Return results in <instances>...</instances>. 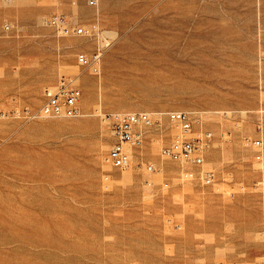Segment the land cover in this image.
Returning a JSON list of instances; mask_svg holds the SVG:
<instances>
[{"label":"rangeland","instance_id":"rangeland-1","mask_svg":"<svg viewBox=\"0 0 264 264\" xmlns=\"http://www.w3.org/2000/svg\"><path fill=\"white\" fill-rule=\"evenodd\" d=\"M104 37L95 73L77 54ZM62 74L82 115L0 118V264H264V0H0V108ZM174 109L213 132L201 167L161 153ZM127 111L159 122L119 168L104 113Z\"/></svg>","mask_w":264,"mask_h":264},{"label":"built area","instance_id":"built-area-1","mask_svg":"<svg viewBox=\"0 0 264 264\" xmlns=\"http://www.w3.org/2000/svg\"><path fill=\"white\" fill-rule=\"evenodd\" d=\"M98 1L89 0V3L97 5ZM44 20L47 24L55 26L64 35L70 33L100 34V30L95 24L75 26L63 14H52L45 17ZM7 27L9 28V26ZM110 45L111 40L104 37L94 51L79 52L77 54L78 63L99 73L103 54ZM82 94L78 77L62 74L54 85L45 89L41 107L36 109L19 106L12 109L0 108V118L29 120L40 116H80L83 114ZM166 114L173 126L178 128V133L173 141L161 146V153L172 160H179L183 164L203 166L205 152L212 142L213 132L196 126L199 119L192 110L174 109L167 111ZM104 120L114 136L106 160L119 168H128L131 165L135 149L144 145L148 132L153 125L159 122L153 120L149 111L106 112ZM253 144L260 145L261 140L257 139L253 141ZM146 167L151 171L157 169L152 161H147ZM185 174L192 177L195 175V171L187 170ZM200 176L209 182L213 173L211 170H201Z\"/></svg>","mask_w":264,"mask_h":264}]
</instances>
